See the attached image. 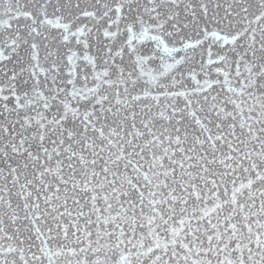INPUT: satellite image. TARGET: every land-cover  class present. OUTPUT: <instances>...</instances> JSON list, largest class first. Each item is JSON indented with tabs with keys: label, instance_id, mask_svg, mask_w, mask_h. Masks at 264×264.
Masks as SVG:
<instances>
[{
	"label": "snow or ice",
	"instance_id": "obj_1",
	"mask_svg": "<svg viewBox=\"0 0 264 264\" xmlns=\"http://www.w3.org/2000/svg\"><path fill=\"white\" fill-rule=\"evenodd\" d=\"M0 264H264V0H0Z\"/></svg>",
	"mask_w": 264,
	"mask_h": 264
}]
</instances>
